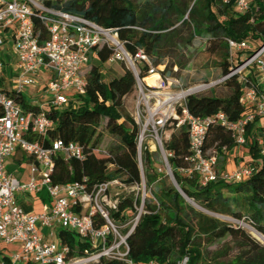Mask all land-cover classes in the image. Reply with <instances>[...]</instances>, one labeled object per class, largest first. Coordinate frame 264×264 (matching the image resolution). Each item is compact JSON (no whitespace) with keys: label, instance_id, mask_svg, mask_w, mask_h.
<instances>
[{"label":"trees","instance_id":"trees-1","mask_svg":"<svg viewBox=\"0 0 264 264\" xmlns=\"http://www.w3.org/2000/svg\"><path fill=\"white\" fill-rule=\"evenodd\" d=\"M38 1L45 9L81 16L111 29L128 53L142 50L151 66L165 77H171L174 70L179 73L187 67L190 57L186 50L195 39L205 40L207 50L220 57L221 77L231 66L225 39L248 41L255 48L264 45V0H254L251 10L245 14H237L232 4H224L223 0ZM31 8L34 31L41 44L47 38V28L40 20L43 12ZM253 52L247 51L245 55ZM111 54L112 49L106 46L94 48L91 52L96 64L85 74V93L68 95L76 96L73 99L80 106L79 111L69 107L44 109L54 123L50 138L77 143L84 150L82 160H55L50 174L53 184L63 185L83 179L88 186L112 180L126 186L142 182L136 161L139 129L124 106V97L136 88V79L123 62H114L121 64V73L109 74L104 67L112 64L108 62ZM147 69L145 63L138 65L140 80L147 77ZM4 71L8 72V69ZM148 79H156V76ZM224 84L229 90L225 97H216L213 93L187 96L185 105L190 114L204 118L221 112L230 122L242 118L249 109L240 102V83L232 78ZM14 98L24 110L39 111L38 106L28 104L23 96ZM104 119L109 122V133L116 139L115 144L108 147L103 144L102 134L98 131ZM259 120L256 118L246 127L245 143L239 147L235 146L228 130L220 126L208 129L204 149L217 154L218 178L205 187H201L195 177L188 178L178 172L187 165L186 127L174 129L169 139L163 142V148L172 153L167 162L173 180L189 200L212 214L248 223L264 235V153L257 145L258 139L264 140V125ZM234 148L246 152L254 172L241 182L228 183L221 178L219 165L221 163L223 166L220 167L225 168L224 154ZM152 161V154L143 146L141 165L145 186L151 188L154 183L159 186L152 197L145 199L144 213L127 238L128 257L134 264L149 261L178 264L185 257L187 264H264V246L243 228L193 207L179 194L171 180V184L166 182V177L169 178L166 171V176L158 178L157 171L152 170ZM132 202L133 197L126 196L119 202L118 210L111 212L117 224L131 217ZM57 238L68 245L70 256H79L88 247L72 232L59 230ZM216 242L220 243L219 248L211 253L205 251L204 243ZM100 264L124 263L102 260Z\"/></svg>","mask_w":264,"mask_h":264},{"label":"built area","instance_id":"built-area-1","mask_svg":"<svg viewBox=\"0 0 264 264\" xmlns=\"http://www.w3.org/2000/svg\"><path fill=\"white\" fill-rule=\"evenodd\" d=\"M253 2L223 0L224 4L231 3L237 14L249 12ZM31 7L43 12L40 20L47 28V38L41 44L34 31ZM225 42L231 64L229 72L209 85L183 90L176 79L161 75L151 66L142 50L128 53L111 29L81 16L45 9L38 0H0V76L5 69L12 75L7 83L9 87L0 81V264H100L102 260L134 264L128 257L127 238L144 213L146 198L138 190L144 185L141 150L148 127L154 130L153 151L158 152L167 168L166 174L171 177L167 159L172 153L163 148L156 130L167 124L173 130L186 127L187 165L178 172L188 178L195 177L205 187L218 178L217 154L204 149L208 129L220 126L228 130L239 147L245 143L246 127L256 118L264 119V45L255 48L248 41L225 39ZM103 46L112 49L108 62H123L136 79L138 100L132 118L139 129L136 161L142 182L126 186L112 180L88 186L83 179L53 184L50 174L55 160H82L84 150L77 143L50 138L54 123L44 109L68 107L69 93H85L87 71L84 68L93 49ZM251 50L254 52L246 56L245 52ZM144 63L148 65L147 77L157 76L154 85L142 83L138 77V65ZM232 78L240 83V102L249 109L242 118L230 122L221 112L204 118L190 114L185 105L187 96ZM30 88H39L43 99L36 104L39 110L36 113L24 110L14 98L24 97ZM257 145L264 153V140L258 139ZM17 151L29 160L25 182L8 173L5 167L7 158ZM253 172L251 163H242L230 174L222 173L221 178L226 182L243 181ZM121 189H136L137 193L131 195V217L117 224L111 212H116L119 202L130 196L120 194ZM44 190L51 206L40 213L25 212L16 201L19 194L33 195ZM59 230L74 233L88 247L81 255L70 256L68 245L55 241ZM178 264H187V258Z\"/></svg>","mask_w":264,"mask_h":264},{"label":"rangeland","instance_id":"rangeland-1","mask_svg":"<svg viewBox=\"0 0 264 264\" xmlns=\"http://www.w3.org/2000/svg\"><path fill=\"white\" fill-rule=\"evenodd\" d=\"M186 53H188V55L190 57V62L187 65V67L179 73H177L178 71L174 70L173 71L174 74L171 77L168 76V78L176 79L179 82V84L181 85L183 90H188L190 88H194V87H197L199 85H204V84L209 85L210 83L216 81L217 79H219L221 77V67L219 66L220 57L217 54H213L207 50L205 40L195 39L192 46L186 50ZM93 64H96V62L92 59L91 54H90L89 59H88V63L84 69L87 71ZM163 66L164 65H162L161 68ZM120 67H121V64H119V63L113 64L112 63L109 65H106L104 67V69H106V71L109 74H118V72L121 73ZM11 79H12V75L8 74L7 71H4L3 75L0 76L1 84L4 87L8 86L7 83H9L11 81ZM154 80L155 79H146L147 83L153 82ZM141 82L143 83L144 81H141ZM171 88L173 89V87H171ZM38 89L30 88V89H27L25 91L24 99L26 100V102L28 104L36 105L39 101L43 100L39 96ZM210 93H213L216 97H225L229 93L228 86L224 83H221V84L216 85V86H210L208 88H205L203 91H200L196 95H208L209 96ZM70 95L71 94H69V96ZM69 98L71 100L69 103V106H68L69 109H75V110L79 111L78 108L80 106L78 105L77 102L76 103L73 102V100H74L73 98H76V96H72ZM137 100H138V98H137V89L136 88H134L132 93H130L129 95L124 97L125 110L131 116H133V111H134V108L136 106ZM259 121L261 122L262 125H264V119H260ZM171 127H172L171 125L167 124L164 128L156 130L157 136L161 140L162 144H163V142L168 140L170 135L172 134L173 128H171ZM108 130H109V122L106 119H104L101 121L100 126L98 128V131L101 132L102 141L106 147H108L109 145L115 144V142H116V139L111 136V134L109 133L110 130L109 131ZM153 136H155L154 130H152L151 126H149L145 135H144V141H143L142 145L146 146L148 151L153 156L152 170L157 171L158 178H163V176H166L165 171H167V168L161 162L159 154L155 155V153H157V151H153L154 150ZM224 158H225V165H224L225 168H223L224 170L220 167V166H223V164L220 163V165H219V172L221 174H222V172H223V174H230L232 172V170L234 169V168H227L226 169L227 166L234 165V167H236L238 164H242V163L247 164V163L251 162L249 160V157L246 154V152L241 148H234L233 151L226 152L224 154ZM10 161H11V159L9 158L7 160V162L11 163ZM7 171L12 173L14 176H17V173L14 171L13 167L7 168ZM166 182L171 184L170 179L167 177H166ZM236 182L237 183L241 182V180H237L234 182L233 179H231L228 183H236ZM143 184H144L143 187L140 186L138 193H139V195H141L143 193L144 198L152 197V194L154 195L158 190V186H159L158 183H154V184H152L151 188H148L147 186H145V180L143 178ZM118 191L122 195H124V194H130V195L133 194L134 195L137 193L136 189L127 190V191H124L123 189H121ZM33 196H35V198L44 197L47 200V202L49 201V198H48L45 190L39 194H34ZM192 205L196 209L202 211L205 214L210 215L211 217H215L218 220L223 221V222L231 223V224H233L237 227L243 228L245 230V228L243 226H241L239 223L234 221V219L229 217V216H224V215H219V214L218 215L217 214H211L210 212L201 209L200 207H198L194 203H192ZM244 224H246V225L250 226L252 229H254L250 224L245 223V222H244ZM57 240H58V238H56L55 241H57ZM203 246H204L205 251L211 253V252H214L217 248H219L220 243L216 242V243H213L211 245L204 243ZM208 256L211 257V254H209Z\"/></svg>","mask_w":264,"mask_h":264},{"label":"crops","instance_id":"crops-1","mask_svg":"<svg viewBox=\"0 0 264 264\" xmlns=\"http://www.w3.org/2000/svg\"><path fill=\"white\" fill-rule=\"evenodd\" d=\"M148 79V78H147ZM146 83V82H145ZM147 84V83H146ZM9 87V84H7ZM39 103H41V101H39ZM11 159V163L7 162L8 159ZM7 160L5 161V167L6 170L7 168H14V171L17 173V176H14L12 173H10L11 175H13L14 177L18 178L19 180L25 182L27 180V176H28V158H26L23 154H21L19 151L14 152L11 156H9L7 158ZM227 168H234V165H230L227 166ZM34 195V194H33ZM33 195H22L19 194L17 196V203L18 205L25 211L28 213H40L41 211L45 210V209H49V207L51 206V202L50 200L47 202L46 200L43 201L42 198H35V196ZM43 233H46V231H43ZM57 235V233H56Z\"/></svg>","mask_w":264,"mask_h":264},{"label":"bare ground","instance_id":"bare-ground-1","mask_svg":"<svg viewBox=\"0 0 264 264\" xmlns=\"http://www.w3.org/2000/svg\"><path fill=\"white\" fill-rule=\"evenodd\" d=\"M152 76H156V75H152ZM152 76H148V77L144 78L143 81L147 83L146 79L149 78V77H152ZM156 79H157V76H156ZM155 80L153 82H148L147 84L154 85L155 84ZM239 224L245 228V230L248 232V234L254 240H256L261 245H264V235L260 234L259 232H257L256 230L252 229L250 226H248V225H246V224H244L242 222L239 223Z\"/></svg>","mask_w":264,"mask_h":264},{"label":"water","instance_id":"water-1","mask_svg":"<svg viewBox=\"0 0 264 264\" xmlns=\"http://www.w3.org/2000/svg\"><path fill=\"white\" fill-rule=\"evenodd\" d=\"M168 176H169V178H170V180L172 181V177L170 176V174L168 173L167 174ZM173 186L176 188V190L179 192V194L188 202V203H190L191 205H192V201L191 200H189L185 195H184V193L181 191V189H180V187L176 184V183H174L173 182ZM212 214V213H211ZM256 241V240H255ZM257 242V241H256ZM260 244V243H259ZM261 245V244H260ZM262 246H264V245H262Z\"/></svg>","mask_w":264,"mask_h":264}]
</instances>
